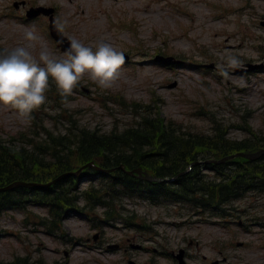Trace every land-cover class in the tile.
<instances>
[{"label": "rangeland", "instance_id": "obj_1", "mask_svg": "<svg viewBox=\"0 0 264 264\" xmlns=\"http://www.w3.org/2000/svg\"><path fill=\"white\" fill-rule=\"evenodd\" d=\"M174 1L178 10H173ZM214 1L220 2L224 15ZM14 2L0 0V53L20 45L36 56L42 49L58 58L66 56L40 27L39 18L26 21L16 14L31 5L49 4L58 7L57 18L66 21L68 35L90 46L102 39L135 58L123 62L108 88H101L86 72L68 98L58 102L46 92V101L32 110L39 124L65 132L72 113L75 124L109 132L137 122L130 104L137 108L151 103L160 106L166 118L196 131L211 132L212 119L217 118L235 124L231 135L241 137L244 131L238 126L244 115L264 132V0H27L19 9ZM42 19L49 27L48 18ZM29 29L38 39L26 38ZM157 55H173L178 63L162 64L154 60ZM228 55L237 56L240 64L224 75L219 65ZM124 99L129 105L118 103ZM31 122L28 114L0 103V136H36ZM257 196L236 201V216L221 220L188 208L127 201L126 208L138 214L134 219L144 224L141 227L128 226V220L100 226L97 220L93 224L86 216L70 213L61 237L36 224L34 215L26 223L23 211L10 209L0 219V261L28 255L49 264H129L130 259L138 264H176L167 252L186 247L191 264H212L224 257L236 264H264V196ZM31 210L48 214L40 206ZM117 243L121 247L109 248ZM132 243L142 248H132Z\"/></svg>", "mask_w": 264, "mask_h": 264}, {"label": "trees", "instance_id": "obj_2", "mask_svg": "<svg viewBox=\"0 0 264 264\" xmlns=\"http://www.w3.org/2000/svg\"><path fill=\"white\" fill-rule=\"evenodd\" d=\"M71 141L68 136L50 135L45 143L20 149L10 148L0 142V185L17 179L50 180L72 168L74 159L86 162L96 158L106 167L121 163L131 168L143 165L160 176H172L200 158L258 148L248 139L228 138L225 130L212 135L190 132L173 122H165L150 115H144L137 126L121 132L99 133L84 129L74 140L75 152L58 154L69 148ZM45 151H54L51 153L52 158L46 159L43 156ZM261 159L258 162L239 157L224 164H210L220 174L219 181L205 180L206 175L201 172L200 165H195L190 172L171 184L147 182L122 171L104 174L99 186L86 190V206H111L122 195L136 194L148 196L158 203L179 200L215 211L221 209L223 202L240 197L251 189L264 190V157ZM89 172L92 175L95 173ZM76 189L74 179L68 177L43 189L19 188L0 193V216L10 207L24 208L32 201L50 208L53 217L45 221L47 225H58L64 210L75 205L78 196L70 194ZM0 264L31 263L24 257Z\"/></svg>", "mask_w": 264, "mask_h": 264}, {"label": "clouds", "instance_id": "obj_3", "mask_svg": "<svg viewBox=\"0 0 264 264\" xmlns=\"http://www.w3.org/2000/svg\"><path fill=\"white\" fill-rule=\"evenodd\" d=\"M65 24L66 21H56L61 31ZM25 36L29 40L38 39L32 29ZM66 53L58 58L52 51L42 49L36 56L20 45L0 53V103L11 104L21 115H27L46 101L50 78L61 94L66 95L86 72L101 88H108L118 77L125 59L123 52L102 39L90 46L70 38ZM239 64L237 56L228 55L219 66L228 75V69Z\"/></svg>", "mask_w": 264, "mask_h": 264}, {"label": "water", "instance_id": "obj_4", "mask_svg": "<svg viewBox=\"0 0 264 264\" xmlns=\"http://www.w3.org/2000/svg\"><path fill=\"white\" fill-rule=\"evenodd\" d=\"M146 177L149 178V179L153 178V177H150V176H146ZM35 185H38V184L37 183H27V182L18 181V182H15L13 184H10V185H8L6 187L0 188V191L11 189V188L17 187V186H35Z\"/></svg>", "mask_w": 264, "mask_h": 264}]
</instances>
